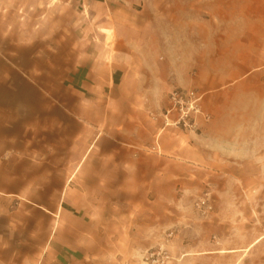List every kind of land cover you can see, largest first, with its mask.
Here are the masks:
<instances>
[{"label":"crops","instance_id":"obj_1","mask_svg":"<svg viewBox=\"0 0 264 264\" xmlns=\"http://www.w3.org/2000/svg\"><path fill=\"white\" fill-rule=\"evenodd\" d=\"M83 1L95 21L65 77L66 105L37 85L7 91L33 104L34 121L4 120L0 130L36 136L2 142L34 146L35 160L26 173H14L15 157L0 170V264H82L97 242L121 251L139 225L180 204L186 179L218 174L206 168L215 123L165 126L177 120L172 92L205 97L234 77H264V0Z\"/></svg>","mask_w":264,"mask_h":264},{"label":"rangeland","instance_id":"obj_2","mask_svg":"<svg viewBox=\"0 0 264 264\" xmlns=\"http://www.w3.org/2000/svg\"><path fill=\"white\" fill-rule=\"evenodd\" d=\"M91 11L83 0H0V111L7 105L27 111L16 108L9 117L0 113V122L34 121L33 104H19L24 99L7 94L10 90L30 91L37 85L55 90L58 105H66L65 77L73 71L78 43L95 21ZM7 61L13 63L11 77ZM234 78L222 94L205 91L203 99L208 125L215 123L210 134L219 140L207 148L206 168L218 174L186 179L180 204H172L166 217L139 225L137 236L121 251L113 242H97L82 264H264V77ZM35 136L34 130H0V170L9 169L15 157L14 173H26L35 147L2 142ZM204 199L211 210L197 207Z\"/></svg>","mask_w":264,"mask_h":264},{"label":"built area","instance_id":"obj_3","mask_svg":"<svg viewBox=\"0 0 264 264\" xmlns=\"http://www.w3.org/2000/svg\"><path fill=\"white\" fill-rule=\"evenodd\" d=\"M204 97L196 91H186L176 89L170 95L171 108L170 112L177 114V120L171 122L166 120V127H174L187 132H194L197 130V118L202 116L206 122L211 120L210 115L203 111ZM197 207L199 209L212 208L208 205L207 200H201Z\"/></svg>","mask_w":264,"mask_h":264}]
</instances>
